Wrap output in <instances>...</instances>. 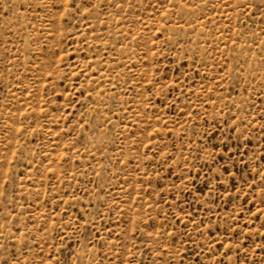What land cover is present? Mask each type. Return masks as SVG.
<instances>
[{"label":"rangeland","instance_id":"obj_1","mask_svg":"<svg viewBox=\"0 0 264 264\" xmlns=\"http://www.w3.org/2000/svg\"><path fill=\"white\" fill-rule=\"evenodd\" d=\"M0 264H264V0H0Z\"/></svg>","mask_w":264,"mask_h":264},{"label":"bare ground","instance_id":"obj_2","mask_svg":"<svg viewBox=\"0 0 264 264\" xmlns=\"http://www.w3.org/2000/svg\"><path fill=\"white\" fill-rule=\"evenodd\" d=\"M78 255H79L80 258L83 256V254L81 252Z\"/></svg>","mask_w":264,"mask_h":264}]
</instances>
